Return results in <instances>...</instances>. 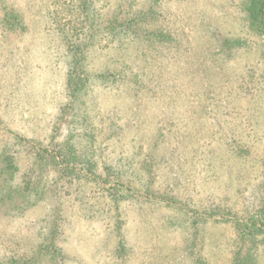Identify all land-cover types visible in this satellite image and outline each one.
<instances>
[{
  "label": "rangeland",
  "instance_id": "1",
  "mask_svg": "<svg viewBox=\"0 0 264 264\" xmlns=\"http://www.w3.org/2000/svg\"><path fill=\"white\" fill-rule=\"evenodd\" d=\"M246 1L92 0L77 24V0H0V264H264ZM53 9L89 43L79 73Z\"/></svg>",
  "mask_w": 264,
  "mask_h": 264
},
{
  "label": "trees",
  "instance_id": "2",
  "mask_svg": "<svg viewBox=\"0 0 264 264\" xmlns=\"http://www.w3.org/2000/svg\"><path fill=\"white\" fill-rule=\"evenodd\" d=\"M78 1V6L77 9L74 8V6L72 5V10H77L78 12V16L82 17V19H79L78 17H76L77 19V24H79V22L83 21L84 19H87L89 14L94 13L92 11V0H77ZM71 8V7H70ZM69 8V9H70ZM243 10L245 11V15H246V19L248 21V25L251 28V30H253L254 32H256L258 35H260L262 38H264V0H247L246 3L243 5ZM49 19L52 22V24H54L53 28L57 31H59L60 33H62L63 38L67 40V42H69L70 44H75V47L73 49V51H75V53L73 54V59L75 60L74 62V66H78L79 69L76 71V73L80 72V66L83 65V61L85 59V54H86V50L87 47H89V43L83 45V41H79L78 40H85V38H81L80 36H76L77 34L75 33L74 30L78 29L79 26H74V24H69L68 21H66L65 19L63 21H61L62 18H65L62 15H60L56 10H52L49 12ZM138 18H131L129 21L125 22V23H120V28L124 31L123 33H130L133 34V36L135 37H139L141 39H146L150 38V36H158L159 38H163V36H165L164 34H152L150 32H146L144 30L141 29V26L138 25ZM68 23V25H67ZM123 25L125 26L123 28ZM78 31V30H77ZM91 34H89V36H91ZM159 40V39H158ZM162 40V39H161ZM239 41L236 39H228V38H223L221 39V43L220 45L217 46L219 48L218 51H229L235 47H237V45ZM91 44V43H90ZM72 46V45H71ZM85 48V50H84ZM81 49V50H80ZM84 50V51H83ZM102 74V73H101ZM100 74V75H101ZM261 210V209H259ZM264 211H261L260 213H263ZM255 228V232H263V228H264V221L263 220H259L256 222L249 224L248 227H245V233H253L251 228Z\"/></svg>",
  "mask_w": 264,
  "mask_h": 264
}]
</instances>
